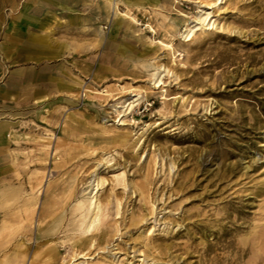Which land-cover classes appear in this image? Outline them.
<instances>
[{
	"label": "rangeland",
	"instance_id": "obj_1",
	"mask_svg": "<svg viewBox=\"0 0 264 264\" xmlns=\"http://www.w3.org/2000/svg\"><path fill=\"white\" fill-rule=\"evenodd\" d=\"M122 12L93 77L31 116L12 173L8 154L1 259L264 264V0Z\"/></svg>",
	"mask_w": 264,
	"mask_h": 264
},
{
	"label": "crops",
	"instance_id": "obj_2",
	"mask_svg": "<svg viewBox=\"0 0 264 264\" xmlns=\"http://www.w3.org/2000/svg\"><path fill=\"white\" fill-rule=\"evenodd\" d=\"M160 2L0 0V201L15 194L17 185L2 177L8 174V154L12 173L13 145L25 135L31 116H44L76 93L80 79L93 77L106 43L121 36L120 17L103 31L114 7L120 5L128 16L154 10ZM0 264L11 259L0 257Z\"/></svg>",
	"mask_w": 264,
	"mask_h": 264
},
{
	"label": "bare ground",
	"instance_id": "obj_3",
	"mask_svg": "<svg viewBox=\"0 0 264 264\" xmlns=\"http://www.w3.org/2000/svg\"><path fill=\"white\" fill-rule=\"evenodd\" d=\"M206 18H207V14L205 13V15H204V13H202V14H200L198 17H196V21L195 22H189L188 24H187V28H186V33L184 34L186 37H189L191 34H192V32L195 30V29H197V27L200 25V23H202L204 20H206ZM199 20V21H198ZM135 99H133V100H131L129 103H128V105L130 104V105H132V103H133V101H134ZM8 186V185H7ZM97 187H98V181L95 183V189H97ZM1 194H3V193H1ZM95 194H96V191H94L89 197H87L86 198V200H84V201H89L88 202V206L86 207V204H85V202H78L79 204H77L78 205V207L77 208H83L84 206H85V209L87 210V209H89V206H91V205H94V203H95V201H96V198H95ZM2 196V195H1ZM4 196H6V195H4ZM7 196H9V195H7ZM3 198V197H2ZM6 198V197H5ZM83 201V200H82ZM96 208H97V210L99 209V206L97 205L96 206ZM97 213H98V211H96L95 212V216H94V219H93V221H92V223H90L89 225H85V227L84 228H86V227H92L93 225V222H95L96 220H97ZM84 214V213H83ZM81 217V216H80ZM84 222L83 221H81L80 222V225H81V227H82V224H83ZM84 225V224H83ZM84 230V229H83ZM86 231V230H85Z\"/></svg>",
	"mask_w": 264,
	"mask_h": 264
}]
</instances>
